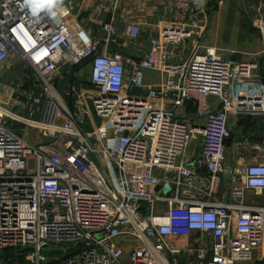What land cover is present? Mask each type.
Wrapping results in <instances>:
<instances>
[{"label":"built area","instance_id":"built-area-1","mask_svg":"<svg viewBox=\"0 0 264 264\" xmlns=\"http://www.w3.org/2000/svg\"><path fill=\"white\" fill-rule=\"evenodd\" d=\"M174 3L175 20L135 59L101 51L127 44L112 21L99 20L103 38L84 43L64 0H0V63L17 59L39 83L0 99V264L264 259V207L247 200L264 193V163L229 173L226 144L233 114L264 112L259 65L215 52L180 58L208 26L207 2ZM258 28L264 37L262 16ZM140 34L130 24L127 41ZM66 67L87 69L89 87L65 85ZM146 72L162 83L147 85ZM188 105L201 124L182 117ZM36 131L45 143L31 141ZM227 176L241 187L223 201Z\"/></svg>","mask_w":264,"mask_h":264},{"label":"crops","instance_id":"crops-1","mask_svg":"<svg viewBox=\"0 0 264 264\" xmlns=\"http://www.w3.org/2000/svg\"><path fill=\"white\" fill-rule=\"evenodd\" d=\"M72 8V15L69 18L71 27L82 35L84 43L91 39H102L103 33L98 26V21L103 19L107 22H114L117 27L119 41L126 45H112L106 47L101 45V51L104 52H120L125 56L141 59L145 58L150 50V41L159 36L161 30L168 23L176 18V7L174 0H64ZM207 2V0H206ZM264 5V2L262 3ZM264 17V14H262ZM132 23H137L141 27L140 38L135 43H129L127 40V29ZM216 24V23H215ZM211 24L207 36L193 37L191 41L195 44L194 53H210L215 52L223 58L224 53L220 47L214 48L216 45L213 40V27ZM210 38V41H209ZM262 47L259 50L262 58V64L255 73L253 83L264 86V37ZM215 39V36H214ZM241 50V49H240ZM239 50V51H240ZM246 51H240L237 54L245 55ZM236 55V53H235ZM188 56V57H190ZM227 59H234L233 57ZM82 67H66L64 69L65 83L79 81V72ZM89 78V76H88ZM86 84L89 87V81ZM84 79V78H83ZM161 75L153 72H146L147 85H158L162 83ZM80 85V84H79ZM145 92L138 91L136 94L143 95ZM209 103L213 108L219 106V101L215 97L209 98ZM188 122L201 124L198 120L196 112L192 105H188L184 116ZM231 142L228 145L227 165L230 169L229 173L240 170L246 165L255 162L264 163V112L257 113H239L233 114L230 119ZM235 132H240L236 135ZM34 142L45 143L46 140L39 137L37 133ZM33 138V137H32ZM229 176L224 177V181L220 188V198L223 201H229L231 193L241 184L231 183ZM247 200L250 204L264 207V193L255 194L247 193ZM182 245H186V240L181 241ZM192 243L193 240H190ZM264 264V259L257 261Z\"/></svg>","mask_w":264,"mask_h":264},{"label":"rangeland","instance_id":"rangeland-1","mask_svg":"<svg viewBox=\"0 0 264 264\" xmlns=\"http://www.w3.org/2000/svg\"><path fill=\"white\" fill-rule=\"evenodd\" d=\"M263 2L264 0H207L208 26L203 33L198 34L204 38L210 30L211 24L213 26L216 23V28H211L214 30L212 32L215 36V39L213 36L212 40L216 45L214 48L220 47L226 53L224 56L227 58L233 57L234 60L240 62L257 63L260 67L262 58L259 50L262 47L263 38L258 28V20L264 14ZM193 49H195V44L190 40L183 47H178L177 54L184 60L190 56ZM239 50L246 51L245 55L237 54L240 52ZM78 77L79 81H74L77 85L86 83L88 70L84 69ZM68 83L64 82L65 85ZM12 89L19 92L30 91L31 93L39 91V83L33 71L15 58L0 63V99L6 100ZM36 135L38 136L37 131L30 133L33 143ZM195 147L196 143L193 142L188 155H192L196 151ZM187 244H190L189 241ZM56 250L55 247H50L46 252H56ZM248 264H259V262L254 261Z\"/></svg>","mask_w":264,"mask_h":264},{"label":"water","instance_id":"water-1","mask_svg":"<svg viewBox=\"0 0 264 264\" xmlns=\"http://www.w3.org/2000/svg\"><path fill=\"white\" fill-rule=\"evenodd\" d=\"M16 97H18L21 101H24L25 100V98L24 97H22V96H16ZM235 134L236 135H240V132L238 133V132H235ZM230 142H231V139H229L228 141H227V145H230Z\"/></svg>","mask_w":264,"mask_h":264},{"label":"clouds","instance_id":"clouds-1","mask_svg":"<svg viewBox=\"0 0 264 264\" xmlns=\"http://www.w3.org/2000/svg\"><path fill=\"white\" fill-rule=\"evenodd\" d=\"M27 2H30V0H27Z\"/></svg>","mask_w":264,"mask_h":264},{"label":"trees","instance_id":"trees-1","mask_svg":"<svg viewBox=\"0 0 264 264\" xmlns=\"http://www.w3.org/2000/svg\"><path fill=\"white\" fill-rule=\"evenodd\" d=\"M20 261V260H19Z\"/></svg>","mask_w":264,"mask_h":264}]
</instances>
